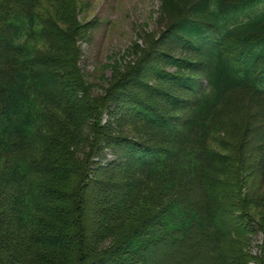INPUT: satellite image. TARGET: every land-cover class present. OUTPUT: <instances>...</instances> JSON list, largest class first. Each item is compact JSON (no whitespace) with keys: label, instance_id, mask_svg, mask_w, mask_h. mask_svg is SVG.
Instances as JSON below:
<instances>
[{"label":"trees","instance_id":"16d2710c","mask_svg":"<svg viewBox=\"0 0 264 264\" xmlns=\"http://www.w3.org/2000/svg\"><path fill=\"white\" fill-rule=\"evenodd\" d=\"M160 10L170 25L156 41L148 35L139 61L115 72L95 97L72 62L69 37L43 34V20L22 10L0 27V264H188L199 256L207 264H249L247 252L220 248L225 238H251L244 207L253 198L242 195V167L231 171L230 155L216 147L233 146L223 137L230 127L224 111L237 104L229 97L245 91L264 98V0H161ZM63 37L69 45L62 55L37 48L44 38ZM156 58L174 71L156 66ZM47 64L55 68L35 71ZM148 95L165 110L145 102ZM262 109L259 103L254 114L263 123L242 139L249 137V151L257 144L264 153ZM137 121L146 142L122 131ZM105 146L116 157L100 164ZM238 146L234 154L246 150ZM145 179L172 195L148 216L132 203ZM133 214L147 218L138 225ZM259 228L264 234L262 222Z\"/></svg>","mask_w":264,"mask_h":264},{"label":"rangeland","instance_id":"374dc122","mask_svg":"<svg viewBox=\"0 0 264 264\" xmlns=\"http://www.w3.org/2000/svg\"><path fill=\"white\" fill-rule=\"evenodd\" d=\"M160 7L161 0H59V6L51 10L49 3L46 1H41L40 4L30 8H23L21 4L16 2L0 0V27L7 26V19L12 11L22 10L38 15L43 20V34L54 35L56 32H61L64 36L69 37L72 40V62L76 64L77 70L80 68L83 73V81L89 82L91 96L95 97L104 93V90L110 86L109 80L115 72H123L130 64L139 61L142 55L140 49L148 48L145 43L148 35H151L152 40L156 41L170 25L171 20L166 19L164 14L161 13ZM68 45L69 43L65 37L54 41H48L44 38L43 43L39 44L37 48L44 50L45 53L50 55H62ZM224 50L229 51L227 52V57L233 56L232 50L226 48ZM153 61H156L155 64L157 63L158 66L163 67L165 70L174 71V66H165L162 63L164 62L163 59L156 58ZM54 68L53 64H47L36 68L35 71L45 73L52 71ZM43 81L46 84L47 80L45 78ZM151 84L163 91L180 94L174 92V88H167L160 81L152 80ZM46 86H50V84ZM32 94L38 102H42L39 95L34 92ZM143 100L153 105L156 109H164V103L158 102L154 97L143 96ZM235 102L237 104L234 109L228 106L224 111L227 121L226 127L228 128L229 124L230 127L228 134L223 137L230 141L233 146H228L226 151L222 147H216V149L220 151L219 155L221 156L224 154L230 155L228 161H230L229 169L231 171L235 169L233 167L236 166V163L242 167V174L245 175L244 180L240 182L244 191L242 195L244 198L247 195L249 199L253 198V205L250 206L249 204V207L246 205L244 207L246 210L244 217H247L254 227L253 232L249 235L251 237L249 240L245 239V236H242L239 240L236 239V236L230 239L225 238L220 248H223L221 250H226V255H234L238 250L243 251V253L247 252L250 259L249 264H256L258 260H262L264 264V249H261L264 234L259 228L260 222L264 224V153L261 152L257 144L254 145L257 149L249 151V142H247L249 137L242 139L247 129L263 123V119L255 115L254 110L260 103L263 106L262 113L264 115V98L256 101L250 95V92L238 91L228 99V103L231 105ZM165 106L167 108V105ZM133 110L135 111V109ZM61 114L58 113L57 119H63ZM105 118L106 115L103 113L101 115V123L104 122ZM250 119H252L254 124L248 121ZM144 126L142 122L139 123L138 121L135 126L124 123L122 124V131L126 137L132 136L146 142L148 141V135L146 133L143 134L141 130ZM237 132H239L238 142L235 140ZM240 139H242L241 142ZM70 142H72V139ZM244 145L246 150L244 152L243 148L240 150L243 154H240V152L239 154H234L232 147L238 146L240 148ZM194 146L196 147L198 144L196 143ZM105 147L103 150L105 157L100 160V164H104L105 160L116 157L110 151L112 150L110 147ZM189 147L192 148L191 145ZM212 148L214 149V147ZM35 151L37 155L45 153L39 145ZM95 159L99 160L97 157ZM4 164L5 158L0 156V171ZM205 172H208V169L205 168ZM217 172L219 171H211L212 174H216L215 177L217 178H222L225 173ZM256 189L257 198L254 196ZM171 196L170 193L159 186V183L151 179H145V182L134 194L132 203L136 209L135 213L148 216L153 211L158 210L166 201H169ZM133 216L136 215L133 214ZM133 219L137 221L138 219L140 220V217L136 216ZM139 220L138 225L144 221L140 222ZM118 241L116 240V242ZM195 249L204 248L202 245H198ZM213 253L221 256L219 253ZM188 264H207V262L205 258L199 256L198 259Z\"/></svg>","mask_w":264,"mask_h":264}]
</instances>
